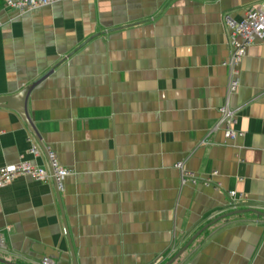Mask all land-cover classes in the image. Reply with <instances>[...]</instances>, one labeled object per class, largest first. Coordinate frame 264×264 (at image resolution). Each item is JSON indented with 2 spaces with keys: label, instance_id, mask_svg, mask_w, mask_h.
<instances>
[{
  "label": "crops",
  "instance_id": "0c3cea01",
  "mask_svg": "<svg viewBox=\"0 0 264 264\" xmlns=\"http://www.w3.org/2000/svg\"><path fill=\"white\" fill-rule=\"evenodd\" d=\"M262 1L2 9L0 96L42 79L27 98L35 134L0 106V167L44 165L50 148L72 174L62 191L29 176L0 189V257L40 264L48 250L55 264H164L214 218L264 212V40L248 48L229 95L226 65L227 18L240 21ZM226 100L237 114L234 139L218 124ZM180 161L199 182L181 184ZM173 264H264V217L221 220Z\"/></svg>",
  "mask_w": 264,
  "mask_h": 264
},
{
  "label": "built area",
  "instance_id": "2783aa9c",
  "mask_svg": "<svg viewBox=\"0 0 264 264\" xmlns=\"http://www.w3.org/2000/svg\"><path fill=\"white\" fill-rule=\"evenodd\" d=\"M62 0H2L0 2V11L9 9L18 13H25L40 7L52 5ZM230 31V57L226 65L229 68L230 80L228 84V95L235 93L240 87L239 65L252 45L264 40V0L257 6L249 9L245 17L236 21L227 18L226 21ZM0 20V28L2 27ZM220 118L219 126H223L227 139H234L239 132L234 128L236 123V110L232 108L229 101L219 108ZM32 140V139H31ZM34 140V139H33ZM30 153L34 157H39L43 153L41 147L34 140L30 149ZM46 163L44 165L34 164L31 161L23 160L15 164H7L0 167V189L9 185L13 180L20 176H29L37 181L54 183L59 191L64 189L65 179L72 174V171L63 166L58 158L57 153L52 149H46ZM180 172L181 184L197 183L200 178L187 170L183 161L175 164ZM230 207L235 209L238 207L239 200L235 190L229 191ZM4 245L3 238H0V250ZM174 250L172 251V253ZM40 264H55L50 257H44Z\"/></svg>",
  "mask_w": 264,
  "mask_h": 264
},
{
  "label": "water",
  "instance_id": "95a60500",
  "mask_svg": "<svg viewBox=\"0 0 264 264\" xmlns=\"http://www.w3.org/2000/svg\"><path fill=\"white\" fill-rule=\"evenodd\" d=\"M37 80L34 82L31 86L26 87L23 89L21 92L15 95H10V96H0V106L8 108V109H13L16 110L21 117L24 119V121L28 124L30 130L35 134V130L33 126L30 123V117L27 111V98L32 90V88L41 80ZM247 213H254L257 214L258 216H263L264 217V212L251 209V208H245V209H235L230 212L224 213L207 224H205L202 228H200L188 241L187 243L172 257L170 258L166 263L164 264H173L175 263L187 250L188 248L194 243V241L201 235L203 234L207 229L212 227L213 225L217 224L223 219H227L233 216L237 215H242V214H247ZM40 253L44 254L45 257H49L52 252H49L48 250H40ZM0 263L2 264H19L15 262L8 261L2 257H0ZM76 264V263H75Z\"/></svg>",
  "mask_w": 264,
  "mask_h": 264
}]
</instances>
